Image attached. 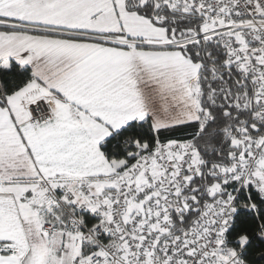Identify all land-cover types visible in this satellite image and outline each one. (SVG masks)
<instances>
[{
  "label": "snow or ice",
  "instance_id": "snow-or-ice-1",
  "mask_svg": "<svg viewBox=\"0 0 264 264\" xmlns=\"http://www.w3.org/2000/svg\"><path fill=\"white\" fill-rule=\"evenodd\" d=\"M0 264H264V0H0Z\"/></svg>",
  "mask_w": 264,
  "mask_h": 264
}]
</instances>
